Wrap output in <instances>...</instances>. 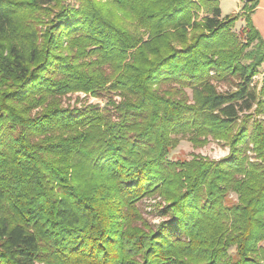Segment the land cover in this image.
I'll list each match as a JSON object with an SVG mask.
<instances>
[{
    "label": "trees",
    "instance_id": "trees-1",
    "mask_svg": "<svg viewBox=\"0 0 264 264\" xmlns=\"http://www.w3.org/2000/svg\"><path fill=\"white\" fill-rule=\"evenodd\" d=\"M258 1L0 0V264H264Z\"/></svg>",
    "mask_w": 264,
    "mask_h": 264
},
{
    "label": "rangeland",
    "instance_id": "rangeland-1",
    "mask_svg": "<svg viewBox=\"0 0 264 264\" xmlns=\"http://www.w3.org/2000/svg\"><path fill=\"white\" fill-rule=\"evenodd\" d=\"M245 0H218V6L221 10L222 18L227 17H241V19L235 24V31L239 32L241 25L244 24L242 20L244 19L243 14H238V9H244L245 6ZM205 16H208V13L205 9L200 12L199 17L204 18ZM264 18V17H263ZM242 22V23H240ZM264 40V36H263ZM258 79L253 80V85L258 87V91H260L262 87V81L264 77V63L262 67L258 70V73L256 75ZM255 76V77H256ZM227 85H220L218 86L219 91H225L227 90ZM79 97V99H77ZM65 106L71 105L72 107L78 108L81 105H87V104H99L101 103L103 107V102H101L100 99L93 98L91 96L87 97V95L83 93H78L73 95L72 97H68L64 100ZM78 104V105H76ZM229 153L228 147H226L223 143H218L215 141H211L203 148L195 149L190 142L187 141V139H184L180 142L178 147L172 151V153L169 156V159L172 161H185L190 160L194 155H202L206 158L212 159V160H220L224 157H226ZM228 204H235L237 203V198L234 195H230L228 199ZM161 199L158 197H147L144 198L140 203V212L143 216V219L151 224L156 225L162 222V219L157 215L159 206L158 204L161 203ZM231 254H235V251L232 250Z\"/></svg>",
    "mask_w": 264,
    "mask_h": 264
},
{
    "label": "crops",
    "instance_id": "crops-1",
    "mask_svg": "<svg viewBox=\"0 0 264 264\" xmlns=\"http://www.w3.org/2000/svg\"><path fill=\"white\" fill-rule=\"evenodd\" d=\"M243 13H244L243 9L239 8L237 11V15L243 14ZM263 17H264V0H259L258 5L254 10V13L252 14V20H253L254 26L257 28L262 38L264 36V18Z\"/></svg>",
    "mask_w": 264,
    "mask_h": 264
},
{
    "label": "water",
    "instance_id": "water-1",
    "mask_svg": "<svg viewBox=\"0 0 264 264\" xmlns=\"http://www.w3.org/2000/svg\"><path fill=\"white\" fill-rule=\"evenodd\" d=\"M252 0H245L246 3L251 2Z\"/></svg>",
    "mask_w": 264,
    "mask_h": 264
},
{
    "label": "built area",
    "instance_id": "built-area-1",
    "mask_svg": "<svg viewBox=\"0 0 264 264\" xmlns=\"http://www.w3.org/2000/svg\"><path fill=\"white\" fill-rule=\"evenodd\" d=\"M256 79H258V77H257V76L253 78V80H256Z\"/></svg>",
    "mask_w": 264,
    "mask_h": 264
}]
</instances>
